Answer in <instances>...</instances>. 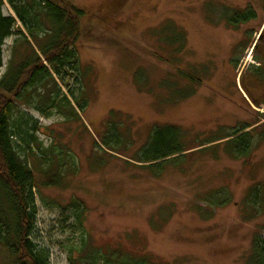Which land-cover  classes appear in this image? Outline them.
Instances as JSON below:
<instances>
[{
  "label": "rangeland",
  "instance_id": "rangeland-1",
  "mask_svg": "<svg viewBox=\"0 0 264 264\" xmlns=\"http://www.w3.org/2000/svg\"><path fill=\"white\" fill-rule=\"evenodd\" d=\"M240 1L69 0L85 12L74 47L87 106L73 101L79 117L67 118L18 104L39 127L25 153L37 175L33 240L51 264H84V240L148 264L250 263L264 238V85L239 76L245 32L223 26L225 4ZM0 8L28 35L11 4ZM167 27L184 33L183 47ZM18 37L4 43L0 79ZM246 126L250 151L235 156L218 139ZM156 127L176 129L169 147L183 152L143 163ZM45 151L60 155L61 185L44 183ZM10 261L0 244V264Z\"/></svg>",
  "mask_w": 264,
  "mask_h": 264
},
{
  "label": "trees",
  "instance_id": "trees-1",
  "mask_svg": "<svg viewBox=\"0 0 264 264\" xmlns=\"http://www.w3.org/2000/svg\"><path fill=\"white\" fill-rule=\"evenodd\" d=\"M6 1L14 8L28 35L16 29L17 18L4 16L0 8V68L4 64L6 39L19 36L14 41L7 71L0 79V244L11 256L10 264H51L48 251L33 240L37 175L29 165L30 155L25 153L27 147L38 145L34 134L39 127L37 122L31 123L18 104H25L45 116L56 111L67 118L79 117L74 103L81 111L86 108L84 73L74 47L80 33V18L85 12L69 0ZM167 30L174 35H168L167 39L170 37L172 43L179 41L183 47L184 33L175 32L174 27H167ZM73 79L78 85L76 90L69 83ZM60 83L66 86L68 94ZM248 127L237 128L218 140L228 138L227 142L233 144L230 151L233 155H247L253 139L250 131L243 132ZM175 131L172 127H156L139 161L149 163L183 152L180 146L169 147L176 143L178 134ZM103 143L107 147L113 144L105 138ZM54 154L44 152L50 167V171H43L47 185H61L64 176L58 163L60 155L55 161ZM260 189V186L253 189V202L260 196ZM74 206L79 208L81 203L75 202ZM82 244L84 264H148L145 256H128L118 251L105 253L91 248L86 240ZM249 264H264V238L258 234Z\"/></svg>",
  "mask_w": 264,
  "mask_h": 264
},
{
  "label": "flooded vegetation",
  "instance_id": "flooded-vegetation-1",
  "mask_svg": "<svg viewBox=\"0 0 264 264\" xmlns=\"http://www.w3.org/2000/svg\"><path fill=\"white\" fill-rule=\"evenodd\" d=\"M222 11L227 30L245 32L234 46L235 51L243 48V59L246 58L239 76L264 85V0L228 2ZM259 85L258 89L262 88Z\"/></svg>",
  "mask_w": 264,
  "mask_h": 264
}]
</instances>
